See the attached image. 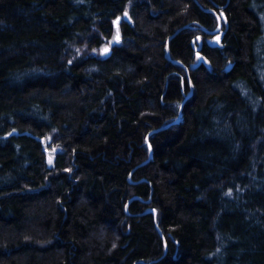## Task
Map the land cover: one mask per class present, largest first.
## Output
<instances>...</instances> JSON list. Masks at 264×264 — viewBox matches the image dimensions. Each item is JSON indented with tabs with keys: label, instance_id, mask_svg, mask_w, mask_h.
Here are the masks:
<instances>
[{
	"label": "trees",
	"instance_id": "trees-1",
	"mask_svg": "<svg viewBox=\"0 0 264 264\" xmlns=\"http://www.w3.org/2000/svg\"><path fill=\"white\" fill-rule=\"evenodd\" d=\"M0 264H264V0H0Z\"/></svg>",
	"mask_w": 264,
	"mask_h": 264
},
{
	"label": "rangeland",
	"instance_id": "rangeland-1",
	"mask_svg": "<svg viewBox=\"0 0 264 264\" xmlns=\"http://www.w3.org/2000/svg\"><path fill=\"white\" fill-rule=\"evenodd\" d=\"M125 16H127V13L125 14ZM120 42H121V34H120V30H119V19H117L115 21V30H114V33H113V36L111 39V43L112 44H120ZM216 42H217V38H214L211 41V43H214V44ZM105 53H106L105 49H102V54H105ZM53 158H54V156H53L52 152H49L48 153V162L50 165H52V163H53Z\"/></svg>",
	"mask_w": 264,
	"mask_h": 264
},
{
	"label": "water",
	"instance_id": "water-1",
	"mask_svg": "<svg viewBox=\"0 0 264 264\" xmlns=\"http://www.w3.org/2000/svg\"><path fill=\"white\" fill-rule=\"evenodd\" d=\"M220 28H221V25L219 26V28L217 29V30H215L213 33H215V32H217V31H219L220 30Z\"/></svg>",
	"mask_w": 264,
	"mask_h": 264
}]
</instances>
